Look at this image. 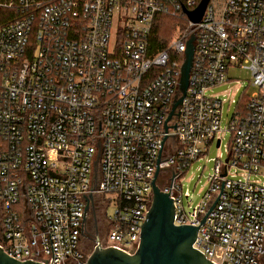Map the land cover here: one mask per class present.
<instances>
[{
    "label": "built area",
    "instance_id": "built-area-1",
    "mask_svg": "<svg viewBox=\"0 0 264 264\" xmlns=\"http://www.w3.org/2000/svg\"><path fill=\"white\" fill-rule=\"evenodd\" d=\"M201 2L0 0L15 12L0 25V247L7 255L87 264L97 244L84 250L85 222L100 204L104 215L114 204L101 245L135 253L159 167L175 224L199 227L194 249L213 264H264V0H209L193 23L187 13ZM163 15L184 26L155 48ZM193 34L187 93L166 132ZM232 68L250 71L252 92L230 120L228 162L215 160L208 192L187 211L185 176L222 143L225 101L208 91L230 82Z\"/></svg>",
    "mask_w": 264,
    "mask_h": 264
},
{
    "label": "water",
    "instance_id": "water-1",
    "mask_svg": "<svg viewBox=\"0 0 264 264\" xmlns=\"http://www.w3.org/2000/svg\"><path fill=\"white\" fill-rule=\"evenodd\" d=\"M209 0H202L199 7L187 13L193 23L201 21ZM196 36L193 34L187 43L185 61L181 68V79L179 93L176 95L172 111L166 120L165 131H169L167 125L176 113L177 108L182 104L187 93L189 77L193 64ZM167 137L165 138V140ZM220 140L217 141V147ZM162 152V151H161ZM99 158V155H98ZM229 158H226L228 162ZM161 162V153L158 164ZM97 161L95 162V166ZM160 173L158 167L152 182V203L148 211L146 220L141 228L139 248L133 254H128L115 248H104L99 238L92 251L87 264H213L202 253L194 249L193 244L197 238L199 227L182 225L177 226L174 222L175 204L169 193L162 191L157 183ZM173 172V177H174ZM225 176V174H224ZM173 180V178H172ZM172 184V182H171ZM171 188V187H170ZM170 192V190H169ZM91 198V197H90ZM89 198V199H90ZM218 199L210 208V211L217 204ZM90 210L89 203L86 211ZM206 220V216L202 223ZM0 264H42L35 261H18L7 255L0 247Z\"/></svg>",
    "mask_w": 264,
    "mask_h": 264
},
{
    "label": "rangeland",
    "instance_id": "rangeland-1",
    "mask_svg": "<svg viewBox=\"0 0 264 264\" xmlns=\"http://www.w3.org/2000/svg\"><path fill=\"white\" fill-rule=\"evenodd\" d=\"M179 25L184 26L183 24H178V26ZM175 36L176 34L174 32V34L171 35V40L177 37ZM169 43H167V45ZM228 76L230 82L208 91L209 96H218L225 101L222 108L223 114L221 122L223 132L219 136V138L222 139V143L220 148H218L217 142H215L211 146L209 154L205 158L195 162L185 176L182 184L183 191L184 193L188 192L190 195L189 200L184 198L187 211H191L194 207L199 205L204 195L208 192L210 187L208 179L214 173L215 160L219 157H221L223 161L226 160L232 140L230 133L227 131L230 120L236 110H241L245 98L252 92V88L249 87L251 81L250 71L241 68H232L229 70ZM253 179L255 180V178ZM262 181H264V178ZM113 207L114 204L110 205L105 213L107 216L112 214ZM95 215L99 217L98 225L101 233L105 232L108 228L103 219L104 213L101 204L95 209L94 213L92 212L91 220ZM89 232L93 234V227L89 226ZM93 242L89 239L83 241L85 251H90L92 249L94 245Z\"/></svg>",
    "mask_w": 264,
    "mask_h": 264
},
{
    "label": "trees",
    "instance_id": "trees-1",
    "mask_svg": "<svg viewBox=\"0 0 264 264\" xmlns=\"http://www.w3.org/2000/svg\"><path fill=\"white\" fill-rule=\"evenodd\" d=\"M14 14H15L14 10L0 8V25H3L4 23L10 21L14 17ZM178 24H184V23L177 18H171L164 15L160 16L158 18L157 28L152 36L153 47L165 48L167 43H169L172 38L171 35L174 34V32H176Z\"/></svg>",
    "mask_w": 264,
    "mask_h": 264
},
{
    "label": "flooded vegetation",
    "instance_id": "flooded-vegetation-1",
    "mask_svg": "<svg viewBox=\"0 0 264 264\" xmlns=\"http://www.w3.org/2000/svg\"><path fill=\"white\" fill-rule=\"evenodd\" d=\"M98 219L99 217L98 216H94L92 217V220H91V215L86 219V225H85V233H84V236H83V241L85 239H89L93 242V244L95 243L96 239L99 238V239H105L106 238V235L108 233V230H109V221H108V217L106 215L103 216V219H104V222L106 223L107 225V228L105 232L101 233V230L99 228V225H98ZM89 226L93 227L94 229V232L93 234H91L89 232Z\"/></svg>",
    "mask_w": 264,
    "mask_h": 264
}]
</instances>
